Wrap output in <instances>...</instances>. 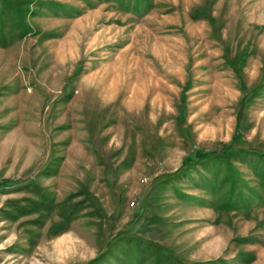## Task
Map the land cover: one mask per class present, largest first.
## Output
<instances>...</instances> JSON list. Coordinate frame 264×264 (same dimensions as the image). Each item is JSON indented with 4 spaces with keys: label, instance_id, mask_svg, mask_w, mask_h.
Listing matches in <instances>:
<instances>
[{
    "label": "rangeland",
    "instance_id": "374dc122",
    "mask_svg": "<svg viewBox=\"0 0 264 264\" xmlns=\"http://www.w3.org/2000/svg\"><path fill=\"white\" fill-rule=\"evenodd\" d=\"M0 264H264V0H0Z\"/></svg>",
    "mask_w": 264,
    "mask_h": 264
}]
</instances>
